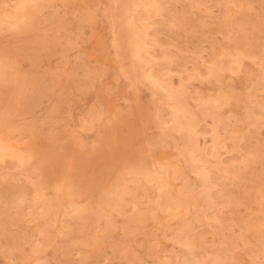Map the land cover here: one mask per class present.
Masks as SVG:
<instances>
[{
  "label": "rangeland",
  "instance_id": "rangeland-1",
  "mask_svg": "<svg viewBox=\"0 0 264 264\" xmlns=\"http://www.w3.org/2000/svg\"><path fill=\"white\" fill-rule=\"evenodd\" d=\"M0 71V264H264V0H0Z\"/></svg>",
  "mask_w": 264,
  "mask_h": 264
},
{
  "label": "bare ground",
  "instance_id": "bare-ground-1",
  "mask_svg": "<svg viewBox=\"0 0 264 264\" xmlns=\"http://www.w3.org/2000/svg\"><path fill=\"white\" fill-rule=\"evenodd\" d=\"M146 3H147V1H145ZM144 2V3H145ZM150 4V3H149ZM27 5V4H26ZM141 5V4H140ZM142 6H144L143 4H142ZM148 6V5H147ZM19 8V7H18ZM19 11V10H18ZM20 12H21V10H20ZM17 17V16H16ZM4 19H6V17L4 18ZM17 19V18H16ZM8 21H9V19H7ZM7 20H4V21H7ZM1 21H2V19H1ZM18 21V20H17ZM3 22V21H2ZM15 22V21H14ZM259 53V52H258ZM140 58H141V56H140ZM1 72V71H0ZM152 76V75H151ZM147 78L149 77V75L148 76H146ZM149 80H150V78H148ZM154 79V78H153ZM157 80V79H156ZM157 82V81H156ZM155 82V83H156ZM160 82V81H159ZM157 85H159V84H157ZM154 86H156V84H154ZM175 111V110H174ZM173 114H174V112H173ZM179 114V113H178ZM175 117V116H174ZM176 117H178L177 115H176ZM176 117H175V121H178V118H177V120H176ZM173 118V117H172ZM173 120V119H172ZM180 120V119H179ZM178 122H180V121H178ZM183 127H185L184 125L182 126V128ZM180 128H181V126H180ZM9 153V152H8ZM13 156V155H12Z\"/></svg>",
  "mask_w": 264,
  "mask_h": 264
}]
</instances>
